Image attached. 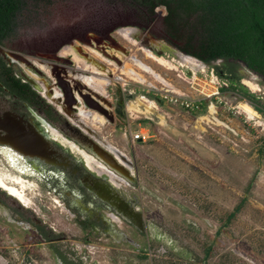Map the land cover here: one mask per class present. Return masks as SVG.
Segmentation results:
<instances>
[{
  "label": "rangeland",
  "instance_id": "374dc122",
  "mask_svg": "<svg viewBox=\"0 0 264 264\" xmlns=\"http://www.w3.org/2000/svg\"><path fill=\"white\" fill-rule=\"evenodd\" d=\"M28 7L18 19L15 34L0 42L3 53L53 62L56 57L48 55L57 49L58 55L76 63L74 56L64 54L65 47L75 44L98 59L91 49L97 50L106 58L102 62L110 74L75 64L80 74L95 79L94 84H80L109 102L117 90L136 95L165 119H148L146 113L129 108L132 100L125 101L126 121L121 122L111 123L84 106L80 110L91 135L116 147L134 165L131 173L136 182L130 186L123 182L120 188L136 198L146 218L145 236L135 241L138 247L86 242L70 212L56 205L53 194L39 184L30 212L35 210L37 218L66 234L77 252L110 264H264V114L228 88L236 81L238 88L264 106L263 78L232 59L211 64L198 59L204 67L198 70L179 64L181 51L176 45L182 46L185 38L169 35L163 24L167 10L161 6L154 14L135 0H53L45 5L31 2ZM128 28L134 29L136 43L118 33ZM196 30L198 34V26ZM193 33L187 30L188 35ZM97 35L105 37L101 40ZM81 58L92 65L85 56ZM157 58L171 61L175 68ZM244 79L260 91L249 88ZM216 90V96L204 95ZM165 94L179 97L180 102L163 99ZM185 101L190 107L181 104ZM242 104L256 111L253 120L239 108ZM210 106L215 108L216 120L204 119ZM127 123L132 130L148 131L146 144L130 142L124 133ZM1 199L9 205L5 195ZM78 235L82 239L73 240ZM13 240L17 242L13 226L0 210V253L14 262ZM208 247L210 253H206ZM42 248L46 255V246Z\"/></svg>",
  "mask_w": 264,
  "mask_h": 264
},
{
  "label": "flooded vegetation",
  "instance_id": "af4514ba",
  "mask_svg": "<svg viewBox=\"0 0 264 264\" xmlns=\"http://www.w3.org/2000/svg\"><path fill=\"white\" fill-rule=\"evenodd\" d=\"M176 46L184 55L183 46ZM69 47L91 61L87 53H80L79 46ZM1 49L0 157L4 159L0 158V210L13 226L17 242L13 240L14 262L0 253V264H110L77 252L66 234L30 210L32 199L39 195V184L53 194L56 205L70 212L86 242L139 246L135 241L145 236L146 218L136 198L120 188L123 182L129 186L136 182L131 173L134 165L116 147L93 137L80 112L84 106L111 123L126 121L125 101L133 100L132 96L117 90L111 102L103 95L95 97L86 85L67 78L68 71L87 77L74 68L71 59L58 55L57 49L47 56L56 57L53 62L34 59L45 71L18 52L9 56ZM45 64L52 66L51 72ZM2 194L9 205L1 199ZM117 199L142 213L141 229L118 212L122 206ZM72 238L82 239L80 235ZM43 245L46 255L41 253Z\"/></svg>",
  "mask_w": 264,
  "mask_h": 264
},
{
  "label": "trees",
  "instance_id": "16d2710c",
  "mask_svg": "<svg viewBox=\"0 0 264 264\" xmlns=\"http://www.w3.org/2000/svg\"><path fill=\"white\" fill-rule=\"evenodd\" d=\"M52 1L0 0V42L15 34L18 19L31 2L45 5ZM135 1L150 7L153 14L159 6L167 10L163 24L169 35L185 38L181 49L187 55L207 64L217 60H241L264 80V0ZM187 30L194 33L188 35ZM235 82H230L229 90L236 91L243 99L247 98L256 110L264 114V106L252 100ZM210 252L211 247H208L206 253Z\"/></svg>",
  "mask_w": 264,
  "mask_h": 264
},
{
  "label": "bare ground",
  "instance_id": "6f19581e",
  "mask_svg": "<svg viewBox=\"0 0 264 264\" xmlns=\"http://www.w3.org/2000/svg\"><path fill=\"white\" fill-rule=\"evenodd\" d=\"M118 33L123 38H125L126 40H129L131 42H135V39H134V35L135 34H134V29L133 28L132 29L131 28L123 29V30L121 29ZM65 48H66V53H64V54H69V55L74 56V59L76 60V65H79V64H83L84 63V65L87 68L93 69L94 70L93 72H95L97 74H101V75H104V76L110 74V70L105 66L104 62H102L103 59H106V58H104L103 55H100V53L97 50L91 49L92 52H94L96 55H99V56H98V59H96L94 57H92V58L90 57L91 58V62H92L91 64L92 65H89V62H87L84 58H81L79 52H77L74 48H72V47H65ZM80 53L83 54L84 51H82L80 49ZM148 55L154 57V54H152V53H148ZM177 56L179 58L178 63L181 64V65L182 64H186L188 67L192 68L193 70H198V69L204 68L199 63L198 60H196V59H194L192 57L184 56V55H181V54H177ZM100 59H102V60H100ZM157 60H159L161 64L174 67V64L171 63V61L169 62V61H167V60H165L163 58H157ZM106 63L111 64L112 62L111 61H106ZM112 64H114V63H112ZM137 65L140 66V67H142L145 71H149V68L146 67L145 64L138 63ZM43 67L46 70H48V72H51V70H52V66L50 64H45ZM102 68L104 70H102ZM67 78H69L73 83L85 82V84H88V85H91V84H94L95 83V79H93V78H84L83 76H81L79 74L78 75L77 74H73L70 71L67 72ZM245 83L252 90H255V91L259 90V87L255 83L251 82L250 80L246 79L245 80ZM139 100L140 99L138 98L137 100L135 99V101L132 100L131 102H129L128 103L129 108H132L133 110L137 109L138 112H141L143 114H145V113L148 114L149 113V109L146 108V109L142 110L140 107H138L139 105L137 104V102ZM240 107L242 109V112L245 113V114H247L249 116L248 117L249 119L253 120L256 117L257 113H256V111L251 106H249L247 104H242V105L239 106V108ZM149 108L158 110L157 108L153 107L151 104L149 105ZM215 113H216L215 112V108L213 106H210L209 116H213V118L210 119L209 116H207V117H204V119L216 120V118H214ZM162 121H163V119H160V122H162Z\"/></svg>",
  "mask_w": 264,
  "mask_h": 264
},
{
  "label": "water",
  "instance_id": "95a60500",
  "mask_svg": "<svg viewBox=\"0 0 264 264\" xmlns=\"http://www.w3.org/2000/svg\"><path fill=\"white\" fill-rule=\"evenodd\" d=\"M237 62H239V63H241V64H243L244 66L247 67V64L244 63L243 61L237 60ZM254 74H256V73H254ZM131 96H132L134 101H135V99L136 100L138 99V97H136V95H131ZM138 104H139V107L142 110H144L146 108L149 109V113L146 114V115H148V116H146L148 119L155 120V121H158V122H160V119H162V118L164 119V117L162 116V114H160V112L158 110L149 108L148 105L142 103L140 100H139ZM164 122H165V119H164ZM117 200L120 202V205L122 206V209H118V212L120 214L122 213L123 216L131 222V224L135 225L138 229L139 228L141 229V223L144 222V217H143L142 213L135 212L134 209L130 205H128L123 199H117Z\"/></svg>",
  "mask_w": 264,
  "mask_h": 264
},
{
  "label": "built area",
  "instance_id": "2783aa9c",
  "mask_svg": "<svg viewBox=\"0 0 264 264\" xmlns=\"http://www.w3.org/2000/svg\"><path fill=\"white\" fill-rule=\"evenodd\" d=\"M218 94H219V92L216 90L215 92L212 91V92L204 94V95L207 98H211V97L216 96ZM162 98L169 101V102H172V103L180 102L179 97H170L166 94L164 96H162ZM181 104L186 105L187 107H190V105H191V103H187L186 101L181 102ZM124 128H125L124 131L128 134V136L132 142H146L150 139V135L148 134V131L143 130L142 127H139L136 130H132L131 127L129 126V124H127V125H125Z\"/></svg>",
  "mask_w": 264,
  "mask_h": 264
},
{
  "label": "crops",
  "instance_id": "0c3cea01",
  "mask_svg": "<svg viewBox=\"0 0 264 264\" xmlns=\"http://www.w3.org/2000/svg\"><path fill=\"white\" fill-rule=\"evenodd\" d=\"M237 93V92H236ZM238 94V97L239 98H242L241 97V95L239 94V93H237ZM243 99V98H242ZM253 106V105H252ZM254 107V106H253ZM258 111V110H257ZM263 114V113H262ZM128 124V123H127ZM124 125V124H123ZM125 129V128H124ZM143 130H145L144 128H143ZM124 133H126L125 131H124ZM130 139V138H129ZM130 142H132L131 140H130ZM147 142V141H146ZM146 142H132V143H134V144H146Z\"/></svg>",
  "mask_w": 264,
  "mask_h": 264
}]
</instances>
